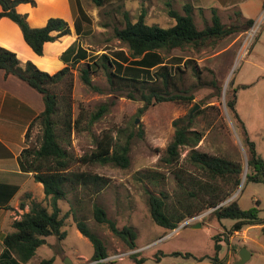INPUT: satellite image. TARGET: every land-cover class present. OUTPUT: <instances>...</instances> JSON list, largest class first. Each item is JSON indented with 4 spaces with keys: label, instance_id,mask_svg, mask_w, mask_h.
I'll return each instance as SVG.
<instances>
[{
    "label": "trees",
    "instance_id": "trees-1",
    "mask_svg": "<svg viewBox=\"0 0 264 264\" xmlns=\"http://www.w3.org/2000/svg\"><path fill=\"white\" fill-rule=\"evenodd\" d=\"M26 1L34 4L33 0H0V17L6 16L14 21L19 26L25 42L36 54L43 56L44 44L70 33L69 24L60 17H50L42 26H30L26 14L19 13L15 9L18 3ZM105 1L91 0L98 7ZM164 5L166 14L174 20V24L168 27L147 23L143 6L137 18L132 19L128 10L117 5L114 11L121 14L122 21L119 26L113 27L112 36L124 43L128 52L119 49L110 53H101L96 58L92 56L93 59L82 69V81L93 87L89 74L102 68L111 87L115 84L128 85L131 89L127 97L132 99L136 98L134 91L138 92V99L144 102L141 110L154 102L168 100L188 102L192 100V95H187L184 87L180 90V86L184 83L183 77L186 69L189 68L192 75L199 78L201 67L194 59L189 57L182 59V56H174L168 61V65L161 52L188 47L199 50L225 36L245 31L253 22L251 19H245L242 25L225 24L212 8L210 24L199 29L191 15L190 5L183 6V13L174 9L170 0H164ZM78 6L79 15L89 20L79 3ZM236 14L239 15V12ZM102 26L106 27L107 23H102ZM70 51H75L71 62L49 74L31 61L21 64L15 52L0 46V69L4 74L16 76L42 96L43 109L33 120L40 125V141L35 147L24 146L18 155V161L22 171L31 172L35 181L41 182L44 201H46V205L32 201L29 210L12 221V230L2 237L3 250L0 252V264H30V261L37 256V248L46 237L53 235L58 240L64 237L65 233L61 227L64 225L66 213H62L59 201L66 197L64 189L66 183L71 189L92 183L99 185L96 187L98 191L100 186L108 181L107 178L84 170H70L67 151L60 142L69 138L73 130L80 131L87 116L83 109H79L76 116H73L71 82L64 88V93L57 95L56 92L51 91L52 86L65 78L70 67L88 56L86 49L80 46L76 48L70 46L65 50V54ZM62 57L64 59V55ZM89 58L90 56L88 60ZM170 62L175 65L173 68ZM212 83L215 85V80ZM178 84L179 93L168 90L170 86L176 88ZM235 90L236 88H233L231 96L226 100V107L231 118L241 129L242 143L247 153L248 170L245 182L264 184V156L256 152L254 143L248 138L243 122L236 113ZM105 110L106 106L100 105L89 115L88 122L93 123ZM192 122L193 116L190 113L172 120L173 136L160 160L176 168L178 189L172 195L170 203L167 202L169 195L163 191L158 194L147 192L151 219L166 230H174L184 219L210 210L207 214L208 218L216 221L228 218L233 220V223L225 232L211 236L213 255L196 256L189 251L169 253L158 251L156 257L169 255L191 257L196 261L205 258L216 260L221 249L220 242L227 240V237L235 231L249 225H260L264 236V217L259 216L258 200L254 201V206L247 209L241 208L236 199L226 201L240 184L242 165L238 161L196 150L203 134L192 128ZM182 148L189 149L187 159L202 173V176L189 173L180 165ZM128 152L129 142L119 143L113 131L108 129L96 140L95 148L90 153L82 155L79 161L82 164L113 163L126 168L129 165ZM154 177L155 175L152 174L150 180H154ZM93 217L97 222L107 224L113 235L122 240L129 249L136 248L137 234L132 226L119 228L114 220L107 217L105 209L98 204L93 205ZM73 220L78 231L93 246L92 260H97L96 264H112L111 261H100L108 256L102 240L87 227L83 219H78L73 214ZM144 260L145 257H135L133 264H142ZM52 262L53 257L41 258L38 264Z\"/></svg>",
    "mask_w": 264,
    "mask_h": 264
},
{
    "label": "rangeland",
    "instance_id": "rangeland-1",
    "mask_svg": "<svg viewBox=\"0 0 264 264\" xmlns=\"http://www.w3.org/2000/svg\"><path fill=\"white\" fill-rule=\"evenodd\" d=\"M161 1L148 0L147 7H144V0H126L125 7L128 8L130 17L136 19L143 6L146 11L145 21L147 23L168 27L174 24V20L168 17L164 0L163 4ZM105 2L103 7L95 6L90 0L86 2V10L93 18V23L91 22L88 26V33L79 38L77 45L86 49L88 56L70 67L65 78L52 86L51 91L56 92L57 95L64 93V88L71 82L73 116H76L79 109H83L87 114L83 128L80 131L73 130L69 138L60 141L68 154L69 169L84 170L107 178L108 181L100 186L98 191L96 187L99 185L92 183L86 186H77L76 189H71L68 183L64 185L66 197L59 201L62 213H66L64 225L61 227L65 233L64 237L60 240L53 235L46 237L45 242L37 248V256L30 261V264H38L41 258L50 257H53L51 264H64L63 261L66 257L70 259L71 264H87L92 261L93 246L78 231L73 214L76 218L83 219L87 227L102 240L108 253L107 259L103 261H111L112 264H133L135 257L145 256L142 264H188L193 261L180 256L157 255V258H161L160 261H155L154 256L151 257L159 249L171 252L189 251L194 254L210 252L213 249L210 235L214 229L202 225L199 229L192 230L190 228L192 223H190L187 226L179 224L174 230H165L155 224L149 214L148 191L156 194L163 191L169 195L167 202L170 203L172 195L178 189L176 168L160 160L166 145L173 136V119L189 114L197 105L191 114L193 116L192 128L201 131L203 135L196 150L238 161L242 165L240 184L226 201L236 199L241 208L247 209L254 206V201L258 200L259 216L264 217V184L245 182L248 170L247 153L242 143L241 129L237 122L231 118L226 107V100L232 93L230 81L237 72L239 58H235L233 65L226 72V64L218 68L216 65L214 68L217 71L213 70L211 68L213 63L209 58V55L217 47L227 45L232 39L236 38L235 45L237 47L242 45L249 28L242 31L241 35L239 32L230 34L199 50L188 47L181 50L175 48L170 51H162L161 54L166 63L174 56H182V59H186V57L194 59L201 67L199 78L193 76L192 71L187 68L183 77L184 83L180 86V90L183 87L186 88V94L192 95V100L188 102H179V100L154 102L141 110L144 102L138 99V92L134 91L136 98L132 99L127 97V93L131 89L128 85L115 84L114 87H111L102 68L89 74L94 88L86 85L81 79L82 69L86 63L101 53H110L119 49L125 53L128 52L127 46L112 36L113 27L119 26L122 21L121 14L115 13L114 8L121 5L122 9H125L123 8L124 0H106ZM173 8L179 11L177 1H174ZM222 21L225 24H243L242 20L229 21L224 15ZM194 22L200 29L210 24L211 21L208 22L200 16H195ZM102 23H107V26L103 27ZM230 49L222 55L223 58L221 56L223 63H225ZM170 64L172 68L175 66L172 65V62ZM214 80L215 85L212 83ZM168 90L179 93V84L176 88L170 86ZM100 105H105L106 110L90 124L88 122L89 115L96 111ZM35 123L28 132L27 146L35 147L40 141L41 128L37 122ZM108 129L113 131L119 143L129 142V165L122 168L113 163L82 164L79 158L85 153H90L95 148L96 140L103 131ZM249 139L254 143L256 152L263 157L264 129L254 130ZM188 150L187 148L181 149L180 165L189 173L202 176V173L187 159ZM152 174L155 175L154 180H150ZM24 187L30 188L31 185ZM42 204L46 205V201L43 200ZM94 204L102 206L107 217L114 220L119 228L132 226L137 234V244L148 243L146 247L138 252L135 248L129 249L122 240L113 235L107 224L99 223L94 219ZM208 211L210 210L199 214H205ZM207 219L202 217L196 221L203 222ZM221 222L224 227L229 228L233 220L227 218L222 219ZM0 225L9 227L4 217H0ZM257 226L247 229L245 235L241 233L240 236L232 238L230 253L233 259H238L240 251L245 249L249 253V257L243 264H264V236L261 233V226ZM226 247L223 244L220 256L226 253ZM122 252L129 254L121 259L115 257L116 254ZM112 256L115 259H109Z\"/></svg>",
    "mask_w": 264,
    "mask_h": 264
},
{
    "label": "crops",
    "instance_id": "crops-1",
    "mask_svg": "<svg viewBox=\"0 0 264 264\" xmlns=\"http://www.w3.org/2000/svg\"><path fill=\"white\" fill-rule=\"evenodd\" d=\"M33 1L34 4L26 1L15 6L17 12L26 14L30 26H42L48 18L60 17L69 24L70 33L62 35L54 41L46 42L44 44V55L40 56L25 42L19 26L8 17L2 16L0 17V46L15 52L21 64L31 61L39 69L52 74L71 62L76 50L66 54L65 50L70 46H73V48L78 47L79 38L88 33V26L91 22L93 23V18L86 10L85 5L88 0ZM125 1L123 8L128 10L125 7ZM147 1L144 0V7H147ZM174 1L179 3V12L183 13L184 5H190L193 19L195 16H200L208 22L211 21L212 8L215 9L221 21L223 15L229 21L251 19L253 22L259 16H262L261 27L259 26L249 47L247 45L237 47L235 45L236 38L234 37L235 39H232L227 45L217 47L209 55L211 63H213L211 68L215 71H217L214 68L216 65L218 68L226 64V72L233 65L235 58H239L237 72L230 81V87L231 90L236 88L235 110L243 122L248 138H250L254 130L264 129V0H170L172 6H174ZM161 2L163 4V0ZM78 3L89 20L79 15ZM105 3L99 7H103ZM236 12H239V15ZM242 33L239 32V35ZM229 48H231L230 53L226 57L225 63H223L222 55ZM62 55H64V59ZM42 109L43 101L39 92L14 75H5L4 71L0 69V217L6 218V224L9 225V227L0 225V252L3 250L2 237L12 230V221L27 212L32 201L43 203L44 200L41 182L35 181L31 172L22 171L18 161L19 153L24 146H27L28 132L36 124L33 120ZM26 185H31V187L25 188ZM209 212H206L202 217L204 219L208 218L206 216ZM198 222L200 221H195L192 225ZM200 223L201 227L205 225L214 229L210 235L211 241H213L211 238L213 234L225 232L227 229L221 221L212 218ZM192 225L190 226L192 230L200 228H193ZM255 226L258 227L257 225L246 226L242 230L229 235L228 240L221 241V249L225 244L227 251L223 256H220V249L216 260L205 258L202 261H196L191 257L185 259L193 261L188 264H233L237 259H233L230 253L232 238L240 236L241 233L245 235L247 229ZM135 243L137 252L148 244L138 245L137 236ZM158 251L163 250L159 249L151 255V257L154 256L155 261L161 260L160 257L155 256ZM213 253L212 249L210 252L204 251L195 255H213Z\"/></svg>",
    "mask_w": 264,
    "mask_h": 264
},
{
    "label": "built area",
    "instance_id": "built-area-1",
    "mask_svg": "<svg viewBox=\"0 0 264 264\" xmlns=\"http://www.w3.org/2000/svg\"><path fill=\"white\" fill-rule=\"evenodd\" d=\"M261 17L262 16H259L254 22H252V24L249 27V30L247 31L246 35L244 36V39L242 41L243 42L242 45L248 46L250 44L251 40L254 38L255 34L258 31V26L260 24ZM203 215L204 214H197V215L191 216L189 218H186L180 223V225L184 226V225H188L190 223H193L197 219H201ZM128 254H129L128 252H122V253L116 254L115 257L118 259H121L123 256H126ZM115 257L112 256V257H109V259H111V258L115 259ZM104 259H107V258H104ZM104 259H101L100 261H103ZM97 262H98L97 260H92V261L88 262L87 264H96Z\"/></svg>",
    "mask_w": 264,
    "mask_h": 264
},
{
    "label": "water",
    "instance_id": "water-1",
    "mask_svg": "<svg viewBox=\"0 0 264 264\" xmlns=\"http://www.w3.org/2000/svg\"><path fill=\"white\" fill-rule=\"evenodd\" d=\"M197 107V105L192 109V111L190 112V115L192 114L193 110ZM193 228H199L201 227V223H195L192 225ZM43 242H45V240H43ZM249 257V253L245 250L242 249L239 253V259H237L233 264H243ZM64 264H71L70 259L69 258H65L64 259Z\"/></svg>",
    "mask_w": 264,
    "mask_h": 264
}]
</instances>
